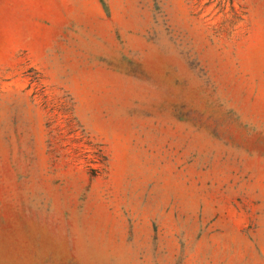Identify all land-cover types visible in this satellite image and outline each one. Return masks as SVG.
I'll return each mask as SVG.
<instances>
[{
  "label": "rangeland",
  "instance_id": "1",
  "mask_svg": "<svg viewBox=\"0 0 264 264\" xmlns=\"http://www.w3.org/2000/svg\"><path fill=\"white\" fill-rule=\"evenodd\" d=\"M0 264H264V0H0Z\"/></svg>",
  "mask_w": 264,
  "mask_h": 264
}]
</instances>
